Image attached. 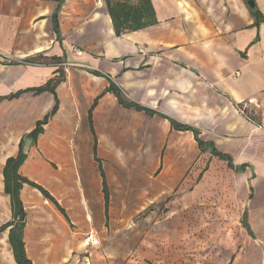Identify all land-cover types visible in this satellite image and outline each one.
Wrapping results in <instances>:
<instances>
[{"label":"crops","instance_id":"crops-1","mask_svg":"<svg viewBox=\"0 0 264 264\" xmlns=\"http://www.w3.org/2000/svg\"><path fill=\"white\" fill-rule=\"evenodd\" d=\"M249 1L151 0L157 23L117 36L105 0H0V52L26 62L0 63V98L61 79L56 96L27 91L0 102L2 226L13 220L6 161L59 101L19 170L66 214L23 185L31 264H111V217L187 192L197 166L206 183L235 176L250 256L264 264V0H253L260 22ZM111 85L144 110L121 104ZM182 127L198 130L235 169L202 152ZM100 166L110 194L107 226ZM9 233L0 234V264H17ZM90 233L98 246H85Z\"/></svg>","mask_w":264,"mask_h":264},{"label":"rangeland","instance_id":"rangeland-1","mask_svg":"<svg viewBox=\"0 0 264 264\" xmlns=\"http://www.w3.org/2000/svg\"><path fill=\"white\" fill-rule=\"evenodd\" d=\"M200 170L187 192L178 189L138 215L111 217V264H255L240 184L226 174L206 183Z\"/></svg>","mask_w":264,"mask_h":264},{"label":"trees","instance_id":"trees-1","mask_svg":"<svg viewBox=\"0 0 264 264\" xmlns=\"http://www.w3.org/2000/svg\"><path fill=\"white\" fill-rule=\"evenodd\" d=\"M61 4L63 0H56ZM248 1V0H246ZM109 15L112 19L114 30L117 36H122L126 33L139 31L145 29L147 27L153 26L157 23L155 10L152 6L151 0H105ZM59 6V7H60ZM58 12L54 14L53 21L56 33H59V25H58ZM253 14L256 17L257 21L260 22L263 17L260 12L255 9L253 10ZM60 79V78H59ZM61 79H53L50 80L46 85L35 88L32 90L26 91H18L15 94H11L7 97L0 98V102L7 99L12 100L20 97L21 94L27 91H34L35 94H41L45 91L52 92L55 96V87L58 83H60ZM110 91L113 92L118 101L126 107H135L139 111H143L144 109L140 106L134 105L124 100V97L121 91L111 85ZM59 109V101L56 98V104L53 110L47 114L42 120L38 121L35 129L27 134L21 141L20 152L17 157L8 158L6 161V165L4 167V192L10 196L12 211H13V220L6 223L5 225L0 226V234L4 231L10 229L9 233V243L12 247V251L14 254V258L17 264H31L30 260L27 258L25 243H24V228L26 225V213L20 199V191L24 184H27L37 190H39L43 196L53 202L57 208L64 214L65 211L63 208L57 203V201L40 185L24 178L20 175L19 170L21 166L27 159V154L23 152V145L26 139H31L33 141V145L37 143L38 137L44 133V127L49 123V121L55 116ZM251 121L256 122V119L251 117ZM174 126L180 128L174 122H172ZM183 129L190 130L193 132L195 140L198 143L199 149L202 152H210V154L214 157L219 158L222 161L227 162V165L230 169H235L233 165V161L230 156L218 151L215 145L211 142H205L200 137V132L191 127H182ZM102 178H103V186H104V195H105V213H106V226L109 222V204H110V194L108 190V185L106 182L105 173L103 168L100 166ZM237 171H239L237 169ZM249 233H251L249 231Z\"/></svg>","mask_w":264,"mask_h":264},{"label":"built area","instance_id":"built-area-1","mask_svg":"<svg viewBox=\"0 0 264 264\" xmlns=\"http://www.w3.org/2000/svg\"><path fill=\"white\" fill-rule=\"evenodd\" d=\"M0 63L2 64H14V63L24 64L26 62L25 61L15 62V60H13L12 58L8 56H5L4 54L0 52ZM239 110L242 114L248 116L249 119L251 120V117L246 112L245 106L241 107ZM84 244L86 247L98 246L100 244V241L94 236L93 233H90L88 236L85 237Z\"/></svg>","mask_w":264,"mask_h":264},{"label":"water","instance_id":"water-1","mask_svg":"<svg viewBox=\"0 0 264 264\" xmlns=\"http://www.w3.org/2000/svg\"><path fill=\"white\" fill-rule=\"evenodd\" d=\"M248 4H249V6H250L253 10H255V2H254L253 0H250V1L248 2ZM32 144H33V141H32L31 139H26V140H25V142H24V146H23V152H24V154H27V153H28V151H29L30 147L32 146Z\"/></svg>","mask_w":264,"mask_h":264}]
</instances>
